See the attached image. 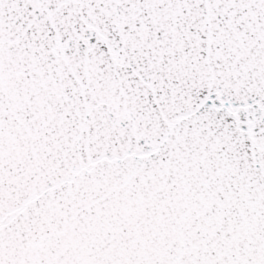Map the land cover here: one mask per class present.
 <instances>
[{"label":"snow or ice","instance_id":"obj_1","mask_svg":"<svg viewBox=\"0 0 264 264\" xmlns=\"http://www.w3.org/2000/svg\"><path fill=\"white\" fill-rule=\"evenodd\" d=\"M0 264H264V0H0Z\"/></svg>","mask_w":264,"mask_h":264}]
</instances>
